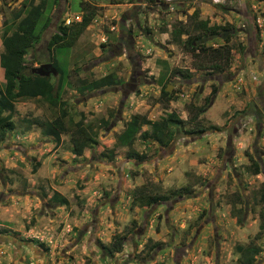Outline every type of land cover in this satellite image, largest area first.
I'll use <instances>...</instances> for the list:
<instances>
[{
	"label": "rangeland",
	"instance_id": "rangeland-1",
	"mask_svg": "<svg viewBox=\"0 0 264 264\" xmlns=\"http://www.w3.org/2000/svg\"><path fill=\"white\" fill-rule=\"evenodd\" d=\"M28 1L0 0V36ZM42 1L40 40L25 56L26 70L45 62L57 23L78 22L86 5L94 15L71 46L52 53L63 72L59 142L42 132L58 106L39 97L14 102L13 127L0 141V264H242L234 246L252 239L258 250L251 264H264V232L253 238L264 225V0H173L172 10L149 0ZM193 9L233 30L221 72L195 69L172 39ZM221 43L216 37L205 45ZM172 68L190 76H174ZM110 73L120 83L79 92L78 80ZM3 81L0 68V87ZM211 85L217 90L206 106ZM201 106L204 130L190 133L187 118ZM168 113L184 122L171 128L166 145L148 125L131 146L114 145L132 115L154 121ZM80 116L95 143L75 155L69 133ZM140 185L167 202L131 206L130 192ZM117 235L125 237L122 247L110 253Z\"/></svg>",
	"mask_w": 264,
	"mask_h": 264
},
{
	"label": "trees",
	"instance_id": "trees-1",
	"mask_svg": "<svg viewBox=\"0 0 264 264\" xmlns=\"http://www.w3.org/2000/svg\"><path fill=\"white\" fill-rule=\"evenodd\" d=\"M151 1V0H149ZM55 5L57 0H54ZM87 7V5H86ZM81 7L82 14L78 22L71 21L68 25L57 23L52 33L48 36L44 45V61L51 62L52 66L57 70V75L40 77L36 74L30 73L26 70L24 63L25 56L31 52L33 53L35 45L40 40L41 30L35 31L37 22L44 9V2L40 0L33 4L30 0L23 2L21 9H19L12 18L10 26H7L1 36L0 42L2 51L0 52V68L2 69L3 84L0 87V141L4 139L9 129H12L11 121L14 112V102L22 98H42L49 105L58 106L60 95L62 93L61 82L63 72L57 66L55 58L53 57V50L55 48H65L73 44L77 37L81 34L83 29L90 22L94 15L92 8L87 9ZM50 18L46 19L43 29L49 23ZM11 28V29H10ZM10 31V32H9ZM233 32L232 28L227 24H208L206 19L198 18V11L193 9L191 13L185 15L184 21H178L176 27L171 31L172 39H177L182 47V50L188 52L191 56L192 65L195 69L205 70L206 72H221L225 67L229 66L231 55V47L229 46V36ZM181 35H185L184 39H180ZM220 38L221 44L211 47L205 45L208 39ZM117 54V53H115ZM199 58V59H198ZM198 61V63H195ZM38 61L37 63H39ZM171 74L174 76L189 77L190 73L187 69L172 68ZM220 77V76H219ZM221 78V77H220ZM80 82L79 92L85 89H97L103 86H112L118 84L120 81L110 73L102 77L91 80L89 82L83 79ZM216 86L210 87L208 95L204 98L205 105L210 104L216 93ZM161 94L166 95L164 89H161ZM62 106V105H61ZM59 114L53 119L45 123L42 130L44 135L52 136L55 144L59 142V135L66 131L63 123L65 111L59 107ZM204 107L194 108V112L187 118L192 127L188 132H202L204 129L200 124L198 115L203 111ZM190 109L188 110V115ZM83 119H79L73 124L74 128L69 133V140L71 143V151L75 155H80L84 148L95 143V138L89 130L86 129L82 123ZM184 121L177 117L174 113H168L159 120L151 121L149 119L134 114L126 121L120 132L115 135V146H131L133 140L142 125L150 127V134L159 145H166L172 138V129L176 124H181ZM252 172H258V163L255 161L250 164ZM184 190V188H183ZM181 189L176 195H181ZM130 205L148 206L158 202H167V197L164 194H158L151 191V188L140 185L134 187L130 192ZM263 218V213H260V220ZM264 232V225L259 223L258 231L253 238ZM123 235L113 236L110 244L107 247L108 252H118L123 244ZM235 252L239 255V260L242 264H251L253 262V255L258 250L253 243V239L248 242V245L234 246Z\"/></svg>",
	"mask_w": 264,
	"mask_h": 264
},
{
	"label": "water",
	"instance_id": "water-1",
	"mask_svg": "<svg viewBox=\"0 0 264 264\" xmlns=\"http://www.w3.org/2000/svg\"><path fill=\"white\" fill-rule=\"evenodd\" d=\"M29 71H30V73L36 74L40 77H47L49 75H51V76L57 75V70L52 66L51 62H49V61L42 62L38 66L30 68ZM164 90L169 92L170 88L167 87Z\"/></svg>",
	"mask_w": 264,
	"mask_h": 264
},
{
	"label": "built area",
	"instance_id": "built-area-1",
	"mask_svg": "<svg viewBox=\"0 0 264 264\" xmlns=\"http://www.w3.org/2000/svg\"><path fill=\"white\" fill-rule=\"evenodd\" d=\"M153 1L155 4L157 5H161L163 6L165 9H168V10H172V4H173V0H151ZM214 4H218V3H223V0H211ZM79 16H75V20H78ZM184 18H185V15L183 16V21H184ZM70 22V19L68 18H65L62 22V24L64 25H67L69 24Z\"/></svg>",
	"mask_w": 264,
	"mask_h": 264
},
{
	"label": "flooded vegetation",
	"instance_id": "flooded-vegetation-1",
	"mask_svg": "<svg viewBox=\"0 0 264 264\" xmlns=\"http://www.w3.org/2000/svg\"><path fill=\"white\" fill-rule=\"evenodd\" d=\"M133 75H134V73H132ZM131 76L130 77V80L131 79H134V76ZM255 105H253V107H254ZM252 111H251V115H253V117L255 118V119H257V120H259L258 118H259V116L257 115V112H256V110L253 108V109H251Z\"/></svg>",
	"mask_w": 264,
	"mask_h": 264
}]
</instances>
